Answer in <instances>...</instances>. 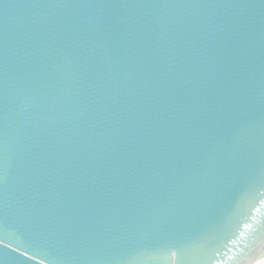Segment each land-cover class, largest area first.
<instances>
[{
	"label": "water",
	"instance_id": "water-1",
	"mask_svg": "<svg viewBox=\"0 0 264 264\" xmlns=\"http://www.w3.org/2000/svg\"><path fill=\"white\" fill-rule=\"evenodd\" d=\"M0 264H264V0H0Z\"/></svg>",
	"mask_w": 264,
	"mask_h": 264
}]
</instances>
